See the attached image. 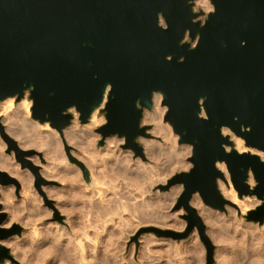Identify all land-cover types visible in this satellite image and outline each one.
<instances>
[{"label":"water","instance_id":"obj_1","mask_svg":"<svg viewBox=\"0 0 264 264\" xmlns=\"http://www.w3.org/2000/svg\"><path fill=\"white\" fill-rule=\"evenodd\" d=\"M211 2L214 9L202 22L195 0H0V101L29 93L32 117L60 133L72 123L70 109L87 123L101 108L102 140L118 135L145 159L138 141L150 127L142 125L144 111L154 109L155 93L163 96L165 120L179 143L192 145L193 166L162 188L183 185L178 207L208 245V264L213 246L190 200L198 192L212 208L231 204L218 187L224 178L218 162L227 165L240 196L264 200V160L238 151L223 133L228 127L264 152V0ZM187 33L197 38L195 46L185 41ZM0 131L25 163L26 151L4 132L1 119ZM0 175L2 182H16ZM248 219L264 223V202ZM5 257L9 250L0 245V261Z\"/></svg>","mask_w":264,"mask_h":264},{"label":"rangeland","instance_id":"obj_2","mask_svg":"<svg viewBox=\"0 0 264 264\" xmlns=\"http://www.w3.org/2000/svg\"><path fill=\"white\" fill-rule=\"evenodd\" d=\"M209 1H210L211 6H212V9L207 10V9L203 8L202 6L197 5L196 0H195V10L203 12L199 16V19L202 20V22L205 21L208 13L210 11H213V9H214L213 3L211 2V0H209ZM161 23L164 26L166 25L163 18L161 19ZM185 41H190V42H192V46H195L197 43V38L195 40H192L190 38L189 34L187 33ZM12 98H15V101L18 102L16 100V97H12ZM24 98H27L32 102V100L29 97V93H27ZM162 99H163V96L161 95V98L159 100L160 102L157 101V104H156V100H154V109L155 110L153 109L150 111V110L146 109L144 111V116L142 119V125H149L150 127L146 130V132L148 133V136H141L138 139V141L143 146L144 154L146 157L145 159L141 158L140 156L135 157L134 152L131 149L124 147V144L126 143L125 139L120 138L118 135L107 137L104 141L102 140L103 139L102 135L98 131V129L103 124L106 123V117H105V113L103 111H101V108L98 109V115L100 117H104L105 121L103 123L97 125V126H93L91 128L92 130L88 126V124L91 123V119L87 123H82L80 121V113L75 108L69 110L73 114V120H72L71 125L68 127H71L72 125H77L81 129L86 128L85 129V131L87 133L86 135H88V133H89L91 136L90 137L88 135L90 138L88 136H84V138H83L84 140L88 138L85 141V143L83 144L86 146V147L85 146L84 147L87 151L86 150L84 151L75 139L72 138V139H69V140H71V141H69L68 139L63 137V135H61V133L56 128L55 129L57 132L56 131L55 132L57 134H55V133L51 134L49 131H42L40 129L39 125L43 124V123H40L39 121L35 120L32 117V110H31L32 103H31L27 118L30 121L32 120L31 124H33L32 127L35 130L33 128H29V129H26L24 132H23V130L18 131L17 130L18 127L16 126L17 125L16 122H15L16 125L13 124L14 126L12 127L11 126L12 124L9 123L11 121L8 120V122H7V120H5L4 115H0L1 123L3 121L2 125L4 127V132L8 136H10L14 140H16L17 144H19L20 142H22L24 145L26 144V146H24V145L22 146V143H20L21 145H18L19 147H21L20 149L26 151V153L23 154L26 162L24 163L23 161H21L18 158V156H20L19 153L14 148L9 146V143L7 142V140L4 138V136L2 135V133L0 131V140L2 142L5 141L3 143L5 145V147L2 148L1 152L4 151L3 155L5 156L7 154L6 156H8L11 160L13 158L12 162H14V161H15L14 163L17 162L16 164L20 165V166L18 165L20 170L23 169V170L27 171V169H28V171H30V173L28 171L27 172L30 175L32 174L31 175L32 181H30L29 179L26 181L25 179H23L20 176L17 177V175H12L13 176L12 177L8 171L0 170L2 172H6L8 175L10 174L9 176L16 180V182H14V181H5V182L0 181V225L3 223H8V222L12 221V223L9 224L8 227H5V228L0 227V233L7 234V237L0 238V245L8 248L9 254H10V257H5L3 261H0V264H6L7 261H9L10 264L11 263L12 264H29V262H31L32 264H42V262H43V264H49V263L50 264H54V263L55 264L56 263L57 264H67V263L69 264L68 261L63 260V259H66L67 257L65 256V258H63V256H64L63 252H59V251H62V249L68 245L69 246L72 244L75 245L76 241L81 236V231H83L84 228H85V230H87V228H89L87 230L89 236H88L87 241H86V246H87L86 248L89 251L91 249V251L87 252L86 258L84 259L83 263H82V261H79L80 262L79 264H81V263L82 264H86V263L87 264H94L95 262H96L95 264H97V263L98 264L99 263L100 264L101 263L102 264H114V263L115 264H119V263L120 264H123V263L124 264H171V263L172 264H208L209 263V247H208V245L202 239L201 233H200V231L196 225L193 228L189 229L190 228L189 220L185 217V215L187 214V211L184 209L183 206L178 207V199H179L181 193L183 192V185L182 184H175L168 189L162 188L163 185L168 184L169 179L172 178L175 174L182 172V171H189L193 166L192 162L190 161V157L192 156L193 147L191 144L179 143V138H180L179 134L175 133L172 124L169 121L165 120V116L168 112V106L162 104ZM163 106H165L166 109L163 113V116L160 120V123H162V125L165 124L164 126H166V124H167V126L170 127L171 130H168V131L170 133L172 131V133H171V135L173 134L172 136L167 133L168 131L165 132V134H163V132H160V134L155 132V128H154L156 126L155 122H146V121L144 122V118H145V115L147 112H157V109L162 108ZM102 107H104V106H102ZM47 123H49V122H47ZM9 124H11V125L9 126ZM5 127H7L6 130H5ZM11 128H13V129H11ZM15 128L17 131L15 130ZM9 130H13L16 133L13 131H9ZM34 131H36L37 134ZM9 132H11L13 135H11V133L9 134ZM93 133L96 136H94ZM155 133H157V134H155ZM14 134L21 136V137L18 138V136L14 135ZM50 134H51V137L53 135L55 136V137L53 136L54 140H50V139H52L50 137ZM162 134H163V136H166L167 134L168 135L166 137H163ZM227 134L230 135V137L232 134L235 135L234 132H231V130L228 133H226L225 135H227ZM27 135H28V137L31 136L30 138L32 140H28V137H26ZM57 135H58V137H57ZM92 136L95 138V140ZM112 137L118 139L119 149H121L120 151L130 152L132 155L133 161H135V160L139 161V163L143 164L144 167L146 166V168H148V166H150L149 170H151V168L153 166L152 170H154V171L151 170L150 178L147 177L146 179H142V178L134 177L136 179L131 180L128 178L129 179L128 181L124 180V182L126 181V183L131 180L132 182L131 181L130 182H131V184H133L132 186H127L125 183L124 192L121 191L127 197L128 201H129L128 203L131 202V204H129V208H130V206H131V208L128 209L130 212L128 210H126V212H128V213H125L123 215L124 219L114 218V220L116 219L115 220L116 223L113 220H110L111 219L110 215H109V217L107 215V218H105L106 216L98 218V216H96L97 215L96 210L94 212L95 208H93V207L91 208V205L94 202L95 203H101L102 202L99 195L96 192H94L98 189L97 187L108 186V185H110V182H112L111 178H114V179L116 178V176H115L116 174H115V170H114L116 165L114 163H112L113 161H110L111 165L109 164L108 166H105V165L99 166L95 169V170H97V172H96L90 166V164L87 162V159L85 158L86 157L85 154H87V155H90V153L95 154L100 150L104 153L105 152L104 148L106 147L109 139H112ZM55 138H58L59 140L58 139L55 140ZM48 139H49V141H48ZM144 139H148L160 147L166 146L165 149L168 148V149H166L167 150L166 154L168 155V152H169V155L167 156L166 154H163L162 152L157 153L155 155L154 154L152 155V153L150 154L148 151L145 150V146H144V142H143ZM168 139H170L172 142L170 140L168 141ZM231 139H232V137H231ZM89 140H90V143H89ZM57 141H58V144H57ZM45 142H48V143H45ZM75 142H77L78 144L77 143L75 144ZM87 143L89 146L87 145ZM159 143H161V144H159ZM40 144H41V146H39ZM90 144H91V146H90ZM169 144H171V145L169 146ZM234 144H235V141H234ZM52 145H54V147ZM103 146H105V147H103ZM23 147H25V149ZM56 147H58V149H56ZM91 147H93L94 150L91 149ZM247 147L250 150L251 149L254 150L253 148H250L249 146H247ZM178 148L179 149L182 148L183 151L178 150ZM47 149H48V151H47ZM172 149L175 151L178 150L177 152L180 153V156L182 154V156H181V157H183L182 162H177L175 159L171 160V157H173V155L176 156L175 151H173ZM230 149H231V147L229 146V150ZM92 150L94 152H91ZM11 151H12V153H11ZM30 151H32V152H30ZM51 151H53V152H51ZM71 151H73V152H71ZM158 151H159V148H158ZM60 152H62V153L60 154ZM84 152H86V153H84ZM58 153L60 155H58ZM74 153L78 156H76ZM62 154H63V156H62ZM161 154H162V157L159 156ZM263 154H264V152H263ZM107 155L108 154H106L105 156H107ZM64 156H65V158H64ZM80 156H82L84 159ZM149 156H151V157H149ZM262 156H264V155H262ZM27 157H30L31 160L27 159ZM154 158H157V159H155V161H154ZM59 159L62 161H60ZM65 159H67V160H65ZM84 160L86 161V163ZM79 162H82V164L87 168V170L89 171V177H86L84 175V171H83L81 165L79 164ZM87 163H88V165H87ZM180 164H181V166H179ZM52 165H54V166H52ZM169 165H170V167H173V168H170ZM182 165H183V167H182ZM165 168L167 169V171ZM169 168L173 169V171H171ZM65 169H66V171H65ZM46 170H48V172ZM63 171H65V172H63ZM91 171L93 172V174L91 173ZM79 172L82 174H80ZM94 172H95V175H94ZM166 172H168L169 174L166 175ZM63 173L64 174L67 173V175H64ZM73 174L74 175L76 174V175L74 176ZM91 174H92V176H91ZM77 175H78V177H77ZM98 176H100L101 178H99ZM96 177H98L100 181L105 182V185L101 186L99 184H95L94 182H95ZM104 177H106V179ZM249 177L254 179L253 181L255 183H253L252 186L250 184V186L252 188H254L255 185L257 184V181L254 177V174L252 172H250ZM3 178L4 177L0 175V179L3 180ZM79 178H81V179L83 178L82 179L83 183H82L81 179L78 181ZM103 178H104V180H103ZM220 179L221 178L218 179V187H219V180ZM249 179H248V182H249ZM25 182L27 185L25 184ZM78 182H80V183H78ZM106 182L108 185H106ZM10 185L13 187V189L11 188ZM71 185H72V187H71ZM75 185H77V186H75ZM180 185L182 187H178ZM24 187L25 188L29 187V188L24 189ZM79 187H80V189H79ZM90 187H91V189H90ZM22 188L26 191L24 192ZM85 188H88V189H85ZM142 188H143V190H142ZM172 188H174V189L180 188L177 195L172 194V192H171V191H173ZM84 189H85V191H84ZM94 189H96V190H94ZM76 190L79 193L76 192ZM81 190H83V191H81ZM144 190L146 193L144 192ZM148 190H149V192H148ZM219 190L222 193L220 187H219ZM110 191H111V193L114 192L112 190H110ZM110 191L108 190L107 192L104 193L107 195L105 198L108 197L110 199L113 197V194L109 193ZM27 192H31V193H27ZM72 192L74 195L72 194ZM75 192L79 194V195L77 194L78 196L76 195V197H75V194H76ZM82 192H84V193H82ZM236 192L238 194V197L241 199H245L246 196H249V197H252L253 200H255V202H253V204H252L253 206L251 205L249 207V209H245L244 213L242 212V210H240L241 208L237 204L234 205V208L236 211L235 210L230 211L231 210L230 204H226L224 210L212 208L211 206L207 205L203 201L202 197L200 196V194L198 192L195 193L192 196V199L190 200V204H191L195 195H199V197L201 199L202 205H195L192 202V206L194 208H196L198 214L202 218V221L205 224L206 235L210 239L211 244L213 246V263L212 264H264V223L260 224L259 221H254V220L248 219L250 212L252 210L256 209L260 204H262L264 202V200L258 198L256 195L240 196L237 190H236ZM89 193L91 194V197H90ZM25 194L26 195L32 194L31 196H33V194H34L35 197H31L30 199L33 198L32 200H34L37 198L38 200L36 199L33 202V201L29 200L30 195L26 196ZM110 194L112 195V197ZM128 194H129V196H128ZM47 195H49L50 197ZM130 195H131V197H130ZM222 195L225 198L223 193H222ZM57 196L59 198H57ZM80 196H82V197H80ZM93 196H95V197H93ZM166 196L167 197L169 196V197L167 198ZM253 196H255V197H253ZM24 199H25V201H23ZM167 199H168V201H167ZM59 200H60V202H59ZM85 200H88V201H85ZM96 200H98V202H96ZM148 200H149V202H148ZM36 201H37V203H35ZM73 202H74V206H73ZM79 202H82V203H79ZM88 202L91 203V205ZM150 202L152 203L151 205H150ZM154 202L157 204H155ZM66 204L67 205L69 204L70 206L69 205L67 206ZM85 205H87V206H85ZM31 206H32V208H31ZM34 206H37V207H34ZM79 206H80V208H82L81 210H83L84 212L79 211V213H78V209H76V208ZM135 206H136V210L134 212H132V210L135 208ZM140 206H141V208H140ZM84 207L88 208V209H83ZM147 207H149V208H147ZM202 207L205 209H208V211L207 210H205L206 212L203 211L204 209L202 210ZM227 207L229 208V210ZM209 208H210V210H209ZM41 209L43 211L46 209L47 212H48V210H50L49 211L50 213L48 212L49 213L48 214L46 211H44L46 213V216H44L45 213L44 214L41 213V212H43ZM212 209H213V211H212ZM86 211H87V213H86ZM90 211L92 213H90ZM135 212H136V214H135ZM207 212L208 213L211 212L212 216H215L214 217L215 219L211 216L212 218H210V220H209L208 218L210 216H209V214H207ZM14 213L16 214V217H15ZM39 213L41 214V216ZM129 213H130V215H129ZM205 213L208 216L206 220H205V218H206ZM73 214H75V215H73ZM83 214L86 215V218L84 217ZM131 214L133 217L131 216ZM82 216L84 217L83 219H82ZM125 216H126V218H125ZM128 216H130L129 218H131V217L134 218V220L132 218L131 219L127 218ZM27 217H29L28 220H26ZM94 217H95V219H93ZM166 217H167V219H166ZM79 219H80V221H79ZM82 220L85 222H83ZM95 220H97V222ZM126 220H129V221H126ZM92 221H93V223H92ZM107 221H109V222H107ZM123 221H125L126 223H124ZM206 221H208V222H206ZM118 222L120 223V225L118 224ZM122 222L124 223V226H126L125 228H124ZM174 222L175 223L177 222V223L173 225ZM79 223H82V225L81 224L79 225ZM84 223H86V224H84ZM97 223H99V224H97ZM111 224H112V227H111ZM115 224H118V225L115 226ZM59 225H62V226H59ZM85 225H86V227H85ZM41 226L48 233L46 231H44L41 228ZM78 226L79 227L82 226V227H80V230H79ZM105 226H106V228L107 227L108 228L106 229ZM39 227H40V229H39ZM62 227H63V229H62ZM91 227H93V228H91ZM28 228H29V230H28ZM64 228L66 231L64 230ZM67 228H69V229H67ZM111 228H112V230H111ZM119 228H121V229H119ZM122 228L125 230H123ZM126 229H127V232H126ZM93 230L96 233L93 232ZM113 230H114V232H116V230H118L115 233V235H114ZM35 231L37 233H35ZM49 231H50V233H49ZM109 231H111V233ZM121 231H122V233L120 234ZM168 231L174 232V234L168 233ZM28 233H30V234H28ZM26 234H27V237H25ZM33 234H35V236L36 235L37 236L41 235V236H39L40 238L37 236L33 237L34 236ZM44 234L46 235V238H45ZM49 235H51V236H49ZM90 235H93V236H90ZM117 235H119V236H117ZM128 235H129V237H127ZM53 236H55V237H53ZM58 236L60 239L58 238ZM66 236H68V239H70V240H67ZM42 237H44L46 240L43 239ZM62 237H63V239H62ZM30 238H33L35 240H33V239L30 240ZM14 239H16V240H14ZM51 239H53L54 241ZM40 240H41V242H40ZM90 240H93V242ZM12 241L15 244V246H14V244H12ZM28 241H29V243H32V244H29ZM51 241H53V243L55 242L56 246H54V244H52ZM69 241H70V244H68ZM71 241H72V243H71ZM96 241H97V243H96ZM24 242H25V244H23ZM111 242H113L116 246ZM7 243L11 244V246L7 245ZM49 243H51L52 245ZM120 244L122 247L120 246ZM22 245H24V247ZM25 245L28 247H26ZM36 245H37V247H36ZM58 245H60V246H58ZM102 245H103V247H102ZM16 246L20 247V248L18 247V249L21 250V252L18 251ZM21 246H22V248H21ZM31 246L33 249L30 248ZM53 246L55 247V249L53 248ZM11 247H12V249H11ZM35 247L37 249L40 247L46 248V251H45V249H43V252H42V248L36 250ZM117 247H119V248H117ZM132 248H134V249H132ZM29 249H31L35 252H37V251L38 252L34 254V252L32 251V253H31V250H29ZM48 249L53 250V252L55 254L58 253V254H56L57 256L54 253H52V251H49ZM58 249H59V251H58ZM40 250L42 253L40 252ZM76 250L78 252H80V249L78 250V248H77ZM92 250H94V251H92ZM190 250H191V252H190ZM218 250H220V252ZM29 251H30V253H29ZM77 251H75V255L79 256V253H76ZM48 252L49 253L51 252L50 253L51 255H49ZM72 253H74L73 250H72ZM52 254H54V255H52ZM220 254H222V255H220ZM59 255L60 256L62 255V257H60ZM223 255H224V257L221 258V256H223ZM227 255H228V257H227ZM16 256H18V257H16ZM54 256H55V258H54ZM38 257H39V259H38ZM60 258H62V259H60ZM223 258H224V260H222ZM225 258H227V259H225ZM231 258H232V260H231ZM35 260H36V262H35Z\"/></svg>","mask_w":264,"mask_h":264},{"label":"bare ground","instance_id":"obj_3","mask_svg":"<svg viewBox=\"0 0 264 264\" xmlns=\"http://www.w3.org/2000/svg\"><path fill=\"white\" fill-rule=\"evenodd\" d=\"M196 4L197 5H199V6H202L203 8H205V9H207V10H210V9H212V6H211V4H210V1L209 0H196ZM214 6V5H213ZM160 98H161V95H160V93H155L154 94V100H156V104H157V101H159L160 100ZM160 102V101H159ZM31 101L29 100V99H27V98H22V100H20V101H18V102H16L15 101V98H12V97H8V98H6V99H4V100H2V101H0V115H4V117H5V120H7V122H8V120L9 121H11V122H9V123H11V124H9V126L11 125L12 127L14 126V125H16L17 127H18V131H22L23 130V132L26 130V129H29V128H33L32 126H33V124H31V121L30 120H28V113H29V110H30V106H31ZM157 106V105H156ZM158 107V106H157ZM156 107V108H157ZM73 109V108H72ZM165 109H166V107L165 106H163L162 108H159V109H157V112H147L146 113V115H145V118H144V122L146 121V122H155L156 123V126L154 127L155 128V132H157L158 134H160V132H163V134H165V132H167L168 130H171L170 129V127L169 126H167V124H166V126H164V125H162V123H160V120H161V118H162V116H163V113H164V111H165ZM155 110V109H154ZM75 113V112H74ZM77 114V113H76ZM205 114V113H204ZM75 115V114H74ZM75 120V119H74ZM34 121V120H33ZM76 121V120H75ZM105 121V118L104 117H100L99 115H98V109H96L94 112H93V114H92V116H91V123H89L88 124V126H89V128L91 129L93 126H97V125H99V124H101V123H103ZM15 122H16V124H15ZM36 122V121H35ZM2 123H3V121H2ZM38 123V122H37ZM14 124V125H13ZM8 125V124H7ZM6 125V126H7ZM87 125V124H86ZM85 125V126H86ZM84 126V127H85ZM39 127H40V129L42 130V131H49L51 134H53V133H55V134H57L56 132V129L54 128V127H51L50 126V124L49 123H43V124H40L39 125ZM83 127V126H82ZM10 128V127H9ZM36 128V127H35ZM38 128V127H37ZM88 128V127H87ZM7 129V127H5V130ZM11 129H13V128H11ZM34 129V128H33ZM39 129V128H38ZM86 129V128H85ZM85 129H81L79 126H77V125H72L71 127H67V128H65L64 130H63V132L61 133V135H63V137H65L66 139H75L78 143H79V145L81 146V148L85 151L86 149H85V145H83L84 143H85V141L88 139H83L84 138V136H90V134L88 133V135H86L87 133H86V131H85ZM15 130H16V128H15ZM16 130V131H17ZM35 130V129H34ZM37 130V129H36ZM89 130V129H88ZM92 130V129H91ZM8 131V130H7ZM9 131H13V130H9ZM56 131V132H55ZM90 131V130H89ZM230 131V129L228 128V127H224L223 128V133L224 134H226V133H228ZM13 132H15V131H13ZM27 132V131H26ZM32 132V131H31ZM34 132H36V131H34ZM92 132V131H91ZM232 132V131H231ZM11 132H9V134H10ZM16 133V132H15ZM39 133V132H38ZM41 133V132H40ZM157 133H155V134H157ZM168 134H170L171 135V133H172V131H171V133L168 131L167 132ZM36 134H37V132H36ZM51 134H50V137H51ZM94 134V133H93ZM163 134H162V136H163ZM167 134V135H168ZM11 135H13L12 133H11ZM14 135H16V134H14ZM22 135V134H21ZM26 135V134H25ZM42 135V134H41ZM48 135V134H47ZM166 135V136H167ZM173 135V134H172ZM171 135V136H172ZM16 136H18V135H16ZM46 136V135H45ZM54 136V135H53ZM51 137L52 139H50V140H54L53 138L55 137ZM88 136V137H89ZM94 136H96L95 134H94ZM166 136H163V137H166ZM21 136H18V138H20ZM24 137V136H23ZM26 137H28V135L26 136ZM31 137V136H30ZM30 137H28V140H32ZM40 137V136H39ZM44 137V136H43ZM57 137H58V135H57ZM91 137V136H90ZM89 137V138H90ZM93 137V136H92ZM231 137H232V139L235 141V148L238 150V151H240V152H245V151H250V152H252V153H257V154H259V155H264L263 154V151H261V150H258V149H255V148H253L254 150H250L248 147H247V145H246V143H245V140L242 138V137H240V136H237V135H231ZM30 138V139H29ZM86 138V137H85ZM94 138V137H93ZM23 139V138H22ZM21 139V140H22ZM56 139H58V138H55V140ZM166 139V138H165ZM173 139V138H172ZM37 140V139H36ZM59 140V139H58ZM93 140V139H92ZM94 140H95V138H94ZM170 139H168V141H169ZM27 141V140H26ZM48 141H49V139H48ZM69 141H71V140H69ZM74 141V140H73ZM72 141V142H73ZM122 141V140H121ZM167 141V140H166ZM171 141V140H170ZM5 142V141H4ZM4 142H2L1 140H0V170H3V171H8L10 174H11V176L12 175H17V177L18 176H20V177H22L23 179H25L26 181L29 179L30 181H32L31 180V178H32V174L30 175L29 173H30V171H28V169H27V171L29 172H27V171H25V170H20L19 169V167H18V165L19 164H16V163H14V162H12L13 161V158H12V160L8 157V156H4L3 155V153H4V151H2L1 152V150H2V148H4L5 147V145L3 144ZM33 142V141H32ZM77 142H75V144L77 143ZM88 142V141H87ZM143 142H144V146H145V150L146 151H148L150 154L152 153V155L154 154H157V153H160V152H162L163 154H166V152H167V150L166 149H168V148H166L165 149V147L166 146H157L154 142H152V141H150V140H148V139H144L143 140ZM172 142V141H171ZM20 143H22V142H20ZM18 144V145H21V144ZM27 143V142H26ZM30 143V142H29ZM45 143H48V142H45ZM51 143V142H50ZM74 143V142H73ZM77 143V144H78ZM89 143H90V140H89ZM93 143V142H92ZM91 143V144H92ZM167 143V142H166ZM57 144H58V141H57ZM61 144V143H60ZM91 144H90V146H91ZM159 144H161V143H159ZM24 144L22 143V146H23ZM31 145V144H30ZM51 145V144H50ZM78 145V146H79ZM87 145H88V143H87ZM167 145V144H166ZM171 144H169V146H170ZM24 146H26V144L24 145ZM28 146V145H27ZM39 146H41V144L39 145ZM45 146V145H44ZM53 147H54V145H52ZM56 146V145H55ZM59 146V145H58ZM85 146V147H84ZM89 146V145H88ZM87 146V147H88ZM168 146V147H169ZM179 146V145H178ZM47 147V146H46ZM52 147V148H53ZM60 147V146H59ZM103 147H105V146H103ZM21 148V147H20ZM24 149H25V147H23ZM28 148V147H27ZM99 148V147H98ZM158 148H159V151H158ZM170 148V147H169ZM173 148V147H172ZM226 148L229 150V146H226ZM251 148V147H250ZM54 149V148H53ZM56 149H58V147H56ZM55 149V150H56ZM80 149V148H79ZM89 149V148H88ZM91 149H93V147H91ZM101 149V148H100ZM105 149V152L103 153L101 150L100 151H98L97 153H93V154H91L90 152V155H87V154H85L86 155V159H87V162L90 164V166L94 169V171H96L97 172V170H95L97 167H99V166H102V165H105V166H108L109 164H110V161H113L112 163H114L116 166H115V168H114V170H115V176H116V178L114 179V178H111V181L112 182H110V185H108L107 184V182H106V185H108V186H105V187H103L102 185H105V182H102V181H100L99 180V178H101L100 176H98V177H96L95 178V184H99V185H101L102 187H97L98 189L96 190V189H94V190H96V191H94V192H96L98 195H99V197L101 198V203H93L92 205H91V203H89L90 205H91V208L93 207V208H95L94 209V212H95V210H96V216H98V218L99 217H105V218H107V215H108V217H109V215H110V220H113L115 223H116V219H124V214L125 213H128V212H126V210H128V209H130L131 208V206H130V208H129V204H131V202L130 203H128L129 201H128V199H127V197L124 195V188H125V183H126V181H128L129 179H136V178H134V177H137V178H142V179H146L147 177L148 178H150V176H151V170H152V168H153V166H152V168H151V170H149V167L150 166H148V168H146V166L144 167L143 166V164H141V163H139V161H133L132 160V155H131V153L130 152H124V151H120L121 149H119V141H118V139L117 138H113L112 137V139H109V141H108V143H107V145H106V147L104 148ZM161 149V150H160ZM4 150V149H3ZM54 150V151H55ZM94 150V149H93ZM91 151V152H94V151ZM171 150V149H170ZM173 150V149H172ZM177 150V149H176ZM178 150H181V151H183V149L182 148H178ZM177 150V151H178ZM47 151H48V149H47ZM57 151V150H56ZM78 151V150H77ZM87 151V150H86ZM173 151H175V150H173ZM177 151H175V154H176V156H174L173 155V157H171V160H173V159H175L177 162H182L183 160H182V158L183 157H181L182 156V154H181V156H180V153H178ZM14 152V151H13ZM51 152H53V151H51ZM71 152H73V151H71ZM81 152V151H80ZM11 153H12V151H11ZM48 153V152H47ZM46 153V154H47ZM62 152H60V154H61ZM82 153V152H81ZM84 153H86V152H84ZM59 153H58V155H60ZM75 154V153H74ZM106 154H108L107 156H105ZM173 154V153H172ZM12 155V154H11ZM76 155V154H75ZM82 155V154H81ZM84 155V156H85ZM167 155V154H166ZM168 155H169V152H168ZM167 155V156H168ZM46 156V155H45ZM62 156H63V154H62ZM76 156H78V155H76ZM158 156V155H157ZM159 156H161L162 157V154L161 155H159ZM171 156V155H170ZM169 156V157H170ZM11 157V156H10ZM80 157H82V156H80ZM149 157H151V156H149ZM168 157V158H169ZM49 158V157H48ZM60 158V157H59ZM63 158V157H62ZM64 158H65V156H64ZM83 158V157H82ZM263 160H264V156H262L261 157ZM27 159H29V160H31V158L30 157H27ZM80 159V158H79ZM84 159V158H83ZM153 159V158H152ZM155 159H157V158H154V161H155ZM60 160V159H59ZM65 160H67V159H65ZM138 160V159H137ZM60 161H62V160H60ZM85 161V160H84ZM85 163H86V161H85ZM88 163H87V165H88ZM54 164V163H53ZM183 164V163H182ZM111 165V164H110ZM20 166V165H19ZM52 166H54V165H52ZM51 166V167H52ZM104 166V167H105ZM114 166V165H113ZM176 166V165H175ZM179 166H181V164L179 165ZM217 166L223 171V173H224V178H221L220 180H219V187H220V189H221V191H222V193L224 194V196H225V198L227 199V200H229L230 202H231V204H230V211H233V210H235V208H234V205H238V206H240V210H242V212L244 213L245 211V209H249V207L253 204V202H255V200H253L252 199V197H249V196H246V198L245 199H241V198H239L238 197V194H237V192H236V188H234V184H232L233 182H232V180L230 179L231 178V176H230V174H229V171H228V168H227V165L224 163V162H218V164H217ZM57 167V166H56ZM55 167V168H56ZM169 167H170V165H169ZM182 167H183V165H182ZM158 168V167H157ZM170 168H173V167H170ZM169 168V169H170ZM26 169V168H25ZM107 169V168H106ZM166 169V168H165ZM175 169V168H174ZM45 170V169H44ZM53 170V169H52ZM51 170V171H52ZM64 170V169H63ZM158 170V169H157ZM171 171H173V169H170ZM47 172H48V170H46ZM65 171H66V169H65ZM65 171H63V172H65ZM78 171V170H77ZM152 171H154V170H152ZM160 171V170H159ZM166 171H167V169H166ZM61 172V171H60ZM68 172V171H67ZM170 172V171H169ZM58 173V172H57ZM62 173V172H61ZM80 173V172H79ZM91 173L93 174V172L91 171ZM9 174V175H10ZM64 174V173H63ZM77 174V173H76ZM75 174V175H76ZM80 174H82V173H80ZM79 174V175H80ZM92 174H91V176H92ZM169 173L168 172H166V175H168ZM64 175H67V173L66 174H64ZM69 175V174H68ZM72 175V174H71ZM70 175V176H71ZM74 175V174H73ZM74 175V176H75ZM94 175H95V172H94ZM93 175V176H94ZM48 176V175H47ZM69 176V177H70ZM81 176V175H80ZM97 176V175H96ZM102 176V175H101ZM13 177V176H12ZM72 177V176H71ZM77 177H78V175H77ZM82 177V176H81ZM131 177V178H130ZM73 178V177H72ZM75 178V177H74ZM93 178V177H92ZM105 179H106V177H104ZM104 178H103V180H104ZM129 178V179H128ZM250 179H249V184H251V186H252V184L253 183H255L253 180L254 179H252L251 177H249ZM47 179V178H46ZM49 179V178H48ZM70 179V178H69ZM77 179V178H76ZM81 178H79L78 179V181L80 180ZM83 179V178H82ZM81 179V180H82ZM75 180V179H74ZM94 180V179H93ZM124 180H126L125 182H124ZM130 180V181H131ZM23 181V180H22ZM129 181V182H130ZM129 182H127L126 183V185L127 186H132L133 184H131V182L129 183ZM148 182V181H147ZM151 182V181H150ZM153 182V181H152ZM78 183H80V182H78ZM82 183H83V180H82ZM81 183V184H82ZM142 183V182H141ZM25 184H26V182H25ZM30 184V183H29ZM94 184V185H95ZM144 184V183H143ZM146 184V183H145ZM148 184V183H147ZM150 184V183H149ZM152 184V183H151ZM14 185V184H13ZM27 185V184H26ZM74 185V184H73ZM78 185V184H77ZM77 185H75V186H77ZM80 185V184H79ZM11 186V185H10ZM15 186V185H14ZM25 186V185H24ZM70 186V185H69ZM97 186V185H96ZM148 186V185H147ZM26 187V186H25ZM24 187V189H27V188H29V187H27V188H25ZM71 187H72V185H71ZM81 187V186H80ZM80 187H79V189H80ZM144 187V186H143ZM150 187V186H149ZM178 187H182L181 185L180 186H178ZM177 187V188H178ZM11 188L13 189V187L11 186ZM47 188V187H46ZM69 188V187H68ZM84 188V187H83ZM134 188V187H133ZM23 189V188H22ZM23 189V191L25 192L26 190H24ZM49 189V188H48ZM51 189V188H50ZM76 189V188H75ZM82 189V188H81ZM85 189H88V188H85ZM85 189H84V191H85ZM90 189H91V187H90ZM93 189V188H92ZM129 189V188H128ZM180 189V188H179ZM179 189H174V188H172V190L173 191H171L172 192V194L174 195V194H178V192H179ZM78 190V189H77ZM76 190V192H78ZM110 191V190H112V191H114L113 193H111V191L109 192V193H111V194H113V197H112V195H111V197L112 198H105L107 195L106 194H104L105 192H107V191ZM142 190H143V188H142ZM141 190V191H142ZM81 191H83V190H81ZM91 191V190H90ZM121 191H123V192H121ZM32 192V191H31ZM31 192H27V193H31ZM75 192V193H76ZM88 192V191H87ZM93 192V191H92ZM138 192V191H137ZM144 192H145V190H144ZM148 192H149V190H148ZM170 192V193H171ZM33 193V192H32ZM36 193V192H35ZM34 193V194H35ZM79 193V192H78ZM78 193H76L75 194V197H76V195L78 194ZM82 193H84V192H82ZM81 193V194H82ZM108 193V194H109ZM135 193V192H134ZM146 193V192H145ZM34 194H33V196H31L30 194H27L28 196L30 195V197H29V200H31V201H33L34 202V200H36V199H34V200H32V199H30L31 197H35L34 196ZM59 194V193H58ZM72 194H73V192H72ZM86 194V193H85ZM90 194V193H89ZM93 194V193H92ZM26 195V194H25ZM26 195V196H27ZM74 195V194H73ZM79 195V194H78ZM77 195V196H78ZM87 195V194H86ZM134 195V194H133ZM132 195V196H133ZM255 195V194H254ZM47 196H49V195H47ZM59 196V195H58ZM57 196V198H59ZM109 196V195H108ZM128 196H129V194H128ZM140 196V195H139ZM143 196V195H142ZM172 196V195H171ZM170 196V197H171ZM50 197V196H49ZM80 197H82V196H80ZM90 197H91V194H90ZM93 197H95V196H93ZM130 197H131V195H130ZM167 197V196H166ZM169 197V196H168ZM167 197V198H168ZM175 197V196H174ZM253 197H255V196H253ZM84 198V197H83ZM87 198V197H86ZM85 198V199H86ZM145 198V197H144ZM150 198V197H149ZM163 198V197H162ZM93 199V198H92ZM132 199V198H131ZM134 199V198H133ZM161 199V198H160ZM170 199V198H169ZM38 200V199H37ZM91 200V199H90ZM95 200V199H94ZM100 200V199H99ZM150 200V199H149ZM149 200H148V202H149ZM164 200V199H163ZM23 201H25V199L23 200ZM30 201V202H31ZM68 201V200H67ZM85 201H88V200H85ZM134 201V200H133ZM146 201V200H145ZM167 201H168V199H167ZM261 201V200H260ZM9 202V201H8ZM59 202H60V200H59ZM62 202V201H61ZM71 202V201H70ZM96 202H98V200H96ZM135 202V201H134ZM172 202V201H171ZM195 205H202L201 204V199H200V197H199V195H195L194 196V198H193V201H192ZM192 202H191V205H192ZM259 202V201H258ZM257 202V203H258ZM11 203V202H10ZM35 203H37V201L35 202ZM63 203V202H62ZM79 203H82V202H79ZM145 203V202H144ZM155 203V202H154ZM170 203V202H169ZM32 204V203H31ZM86 204V203H85ZM152 203L150 202V205H151ZM155 204H157V203H155ZM159 204V203H158ZM161 204V203H160ZM259 204V203H258ZM9 205V204H8ZM67 205V204H66ZM69 205V204H68ZM67 205V206H68ZM77 205V204H76ZM82 205V204H81ZM84 205V204H83ZM33 206V205H32ZM32 206H31V208H32ZM39 206V205H38ZM59 206V205H58ZM61 206V205H60ZM70 206V205H69ZM73 206H74V202H73ZM72 206V207H73ZM85 206H87V205H85ZM253 206V205H252ZM14 207V206H13ZM34 207H37V206H34ZM33 207V208H34ZM83 207V206H82ZM90 207V206H89ZM196 207V206H195ZM199 207V206H198ZM206 207V206H205ZM30 208V209H31ZM71 208V207H70ZM74 208V207H73ZM139 208V207H138ZM137 208V209H138ZM140 208H141V206H140ZM147 208H149V207H147ZM228 208V207H227ZM14 209V208H13ZM75 209V208H74ZM76 209H78V213H79V211H82V212H84L83 210H81L82 208H80V206L79 207H77ZM80 209V210H79ZM83 209H88V208H83ZM204 209V210H203ZM42 210V209H41ZM63 210V209H62ZM71 210V209H70ZM136 210V206H135V208L132 210V212H134ZM141 210V209H140ZM202 210L203 211H205V210H207L208 211V209H205V208H203L202 207ZM209 210H210V208H209ZM228 210H229V208H228ZM43 211V210H42ZM44 211H46V209L44 210ZM41 212V213H45V212ZM50 210H48V212H49ZM74 211V210H73ZM129 211V210H128ZM212 211H213V209H212ZM236 211V210H235ZM47 212V211H46ZM47 212V213H48ZM63 212V211H62ZM65 212V211H64ZM81 212V213H82ZM93 212V213H94ZM130 212V211H129ZM131 212V213H132ZM206 212V211H205ZM50 213V212H49ZM48 213V214H49ZM69 213V212H68ZM86 213H87V211H86ZM90 213H92L91 211H90ZM138 213V212H137ZM200 213V212H199ZM202 213V212H201ZM204 213V212H203ZM234 213V212H233ZM236 213V212H235ZM15 214V213H14ZM40 214V213H39ZM38 214V215H39ZM134 214V213H133ZM135 214H136V212H135ZM207 214H209V220H210V218H214L215 216H212V213L211 212H207ZM73 215H75V214H73ZM78 215V214H77ZM84 215V214H83ZM89 215V214H88ZM91 215V214H90ZM94 215V216H95ZM129 215H130V213H129ZM156 215V214H155ZM205 215H206V213H205ZM28 216V215H27ZM40 216H41V214H40ZM44 216H46V213H45V215ZM79 216V215H78ZM131 216H132V214H131ZM138 216V215H137ZM212 216V217H211ZM219 216V215H218ZM222 216V215H221ZM233 216V215H232ZM235 216V215H234ZM15 217H16V214H15ZM32 217V216H31ZM84 217L86 218V215H84ZM83 216H82V219L84 218ZM88 217V216H87ZM130 216H128L127 218H129ZM133 217V216H132ZM131 217V218H132ZM135 217V216H134ZM140 217V216H139ZM156 217V216H155ZM204 217V216H203ZM207 215H206V218H205V220L207 219ZM75 218V217H74ZM90 218V217H89ZM114 218H116L115 220H114ZM125 218H126V216H125ZM131 218H129V219H131ZM136 218V217H135ZM236 218V217H235ZM29 219V217H27V219L26 220H28ZM32 219V218H31ZM34 219V218H33ZM88 219V218H87ZM86 219V220H87ZM93 219H95V217L93 218ZM133 220H134V218H132ZM166 219H167V217H166ZM215 219V218H214ZM213 219V220H214ZM220 219V218H219ZM77 220V219H76ZM99 220V219H98ZM106 220V219H105ZM163 220V219H162ZM34 221V220H33ZM32 221V222H33ZM36 221V220H35ZM79 221H80V219H79ZM83 221V220H82ZM96 222H97V220H95ZM122 221V220H121ZM126 221H129V220H126ZM156 221V220H155ZM160 221V220H159ZM7 222V221H6ZM83 222H85V221H83ZM87 222V221H86ZM107 222H109V221H107ZM106 222V223H107ZM111 222V221H110ZM124 223H126L125 221H123ZM122 222V224H123V226H124V223ZM158 222V221H157ZM206 222H208V221H206ZM218 222V221H217ZM12 223V221L11 222H8V223H3V224H1L0 225V227L1 228H5V227H8L9 226V224H11ZM91 223V222H90ZM92 223H93V221H92ZM103 223V222H102ZM105 223V222H104ZM163 223V222H162ZM177 223V222H176ZM175 222L173 223V225L174 224H176ZM82 225V223H79V225ZM84 224H86V223H84ZM83 224V225H84ZM97 224H99V223H97ZM118 224L120 225V223L118 222ZM118 224H115V226L116 225H118ZM209 224V223H208ZM213 224V223H212ZM56 225V224H55ZM106 225V224H105ZM127 225V224H126ZM167 225V224H166ZM172 225V226H173ZM211 225V224H210ZM209 225V226H210ZM49 226V225H48ZM54 226V225H53ZM59 226H62V225H59ZM88 226V225H87ZM107 226V225H106ZM106 226H105V228H106ZM177 226V225H176ZM57 227V226H56ZM64 227V226H63ZM63 227H62V229H63ZM79 227V226H78ZM80 227H82V226H80ZM80 227H79V230H80ZM85 227H86V225H85ZM89 227V226H88ZM101 227V226H100ZM103 227V226H102ZM111 227H112V224H111ZM114 227V226H113ZM119 227V226H118ZM117 227V228H118ZM126 226H124V228H125ZM30 228V227H29ZM29 228H28V230H29ZM41 228H42V226H41ZM91 228H93V227H91ZM108 228V227H107ZM106 228V229H107ZM116 228V227H115ZM114 228V229H115ZM34 229V228H33ZM39 229H40V227H39ZM43 229V228H42ZM61 229V230H62ZM67 229H69V228H67ZM89 228H87V230H88ZM110 229V228H109ZM119 229H121V228H119ZM123 229V228H122ZM27 230V231H28ZM36 230V229H35ZM44 230V229H43ZM60 230V229H59ZM64 230H65V228H64ZM87 230H85V228H84V230L83 231H81V236H80V238L76 241V244L74 245V244H72V245H68V246H66L65 248H63L62 249V251H59V249H58V251L59 252H63V258H65V256L68 258H66V259H63V260H66V261H68L69 262V264H79L80 262L79 261H82V263H83V261H84V259L86 258V254H87V252H90L91 251V249H90V251L89 250H87V246H86V241H87V238H88V236H89V234H88V231ZM96 230V229H95ZM111 230H112V228H111ZM123 230H125V229H123ZM32 231V230H31ZM30 231V232H31ZM41 231V230H40ZM39 231V232H40ZM44 231H46V230H44ZM43 231V232H44ZM66 231V230H65ZM107 231V230H106ZM118 230H116V232H117ZM42 232V231H41ZM47 232V231H46ZM64 232V231H63ZM77 232V231H76ZM93 232H95L94 230H93ZM98 232V231H97ZM108 232V231H107ZM110 233H111V231H109ZM113 232H114V230H113ZM116 232H114V235H115V233ZM126 232H127V229H126ZM35 233H37L36 231H35ZM48 233V232H47ZM46 233V234H47ZM49 233H50V231H49ZM52 233V232H51ZM80 233V232H79ZM96 233V232H95ZM122 233V231L120 232V234ZM28 234H30V233H28ZM43 234V233H42ZM92 234V233H91ZM119 234V233H118ZM119 234V235H120ZM34 235V236H33ZM32 236L33 237H36L35 236V234H33ZM45 235V234H44ZM48 235V234H47ZM54 235V234H53ZM68 235V234H67ZM107 235V234H106ZM112 235V234H111ZM119 235H117V236H119ZM123 235V234H122ZM31 236V237H32ZM39 236H41V235H39ZM39 236H37V237H39ZM49 236H51V235H49ZM90 236H93V235H90ZM116 236V237H117ZM25 237H27V234H26V236ZM53 237H55V236H53ZM67 237V240H70V239H68V236H66ZM122 237V236H121ZM125 237V236H124ZM127 237H129V235L127 236ZM15 238V237H14ZM17 238V237H16ZM40 238V237H39ZM43 239H45L46 238V235H45V238L44 237H42ZM58 238H59V236H58ZM114 238V237H113ZM123 238V237H122ZM196 238V237H195ZM18 239V238H17ZM26 239V238H25ZM33 238H30V240H32ZM60 239V238H59ZM62 239H63V237H62ZM197 239V238H196ZM14 240H16V239H14ZM23 240V239H22ZM33 240H35V239H33ZM46 240V239H45ZM51 240H53V239H51ZM66 240V239H65ZM73 240V239H72ZM124 240V239H123ZM127 240V239H126ZM2 241V240H1ZM7 241V240H6ZM24 241V240H23ZM50 241V240H49ZM48 241V242H49ZM54 241V240H53ZM53 241H51L52 242V244H54V246H56V244H55V242L53 243ZM90 241H92L93 242V240H90ZM95 241V240H94ZM40 242H41V240H40ZM100 242V241H99ZM193 242V241H192ZM18 243V242H17ZM16 243V244H17ZM20 243V242H19ZM28 243H29V241H28ZM27 243V244H28ZM37 243V242H36ZM71 243H72V241H71ZM75 243V242H74ZM96 243H97V241H96ZM111 243H113V242H111ZM170 243V242H169ZM12 244H14L13 243V241H12ZM23 244H25V242L23 243ZM29 244H32V243H29ZM28 244V245H29ZM34 244V243H33ZM49 244H51V243H49ZM51 244V245H52ZM66 244V243H65ZM68 244H70V241H69V243ZM94 244V243H93ZM114 244V243H113ZM117 244V243H116ZM172 244V243H171ZM175 244V243H174ZM173 244V245H174ZM195 244V243H194ZM197 244V243H196ZM230 244V243H229ZM7 245H10L11 246V244H8L7 243ZM74 245V246H73ZM92 245V244H91ZM99 245V244H98ZM115 245V244H114ZM14 246H15V244H14ZM23 247H24V245H22ZM22 246H21V248H22ZM26 246V245H25ZM30 246V245H29ZM41 246V245H40ZM43 246V245H42ZM53 246V248L55 249V247ZM58 246H60V245H58ZM62 246V245H61ZM94 246V245H93ZM97 246V245H96ZM95 246V247H96ZM116 246V245H115ZM118 246V245H117ZM120 246H121V244H120ZM124 246V245H123ZM224 246V245H223ZM17 247V249H18V247L19 246H16ZM15 247V248H16ZM26 247H28V246H26ZM25 247V248H26ZM36 247H37V245H36ZM35 247V248H36ZM99 247V246H98ZM102 247H103V245H102ZM122 247V246H121ZM125 247V246H124ZM237 247V246H236ZM20 248V247H19ZM24 248V249H25ZM31 249H33L32 248V246L30 247ZM40 248H42V247H40ZM40 248H38V249H40ZM58 248V247H57ZM61 248V247H60ZM78 248V250L80 249V252H78L76 249ZM93 248V247H92ZM117 248H119V247H117ZM116 248V249H117ZM178 248V247H177ZM181 248V247H180ZM183 248V247H182ZM223 248V247H222ZM11 249H12V247H11ZM31 249H29V250H31ZM37 248H36V250H38ZM43 249H45V251H46V248H42V252H43ZM96 249V248H95ZM100 249V248H99ZM132 249H134V248H132ZM194 249V248H193ZM26 250V249H25ZM35 250V249H34ZM49 250V249H48ZM47 250V251H48ZM61 250V249H60ZM72 250L74 251V253H72ZM130 250V249H129ZM199 250V249H198ZM228 250V249H227ZM18 251H20L21 252V250H19L18 249ZM23 251V250H22ZM27 251V250H26ZM32 251L33 250H31V253H32ZM44 251V252H45ZM49 251H52V253H54L53 252V250H49ZM55 251V250H54ZM75 251H77L76 253H79V256H76L75 255ZM92 251H94V250H92ZM120 251V250H119ZM195 251V250H194ZM219 252H220V250H218ZM34 252V254L35 253H37V252H35V251H33ZM40 252H41V250H40ZM41 252V253H42ZM103 252V251H102ZM190 252H191V250H190ZM29 253H30V251H29ZM49 253V252H48ZM51 253V252H50ZM49 253V255H51ZM40 254V253H39ZM55 254V253H54ZM54 254H52V255H54ZM56 254H58V253H56ZM55 254V255H56ZM61 254V253H60ZM98 254V253H97ZM109 254V253H108ZM29 255V254H28ZM44 255V254H43ZM47 255V254H46ZM110 255V254H109ZM220 255H222V254H220ZM226 255V254H225ZM33 256V255H32ZM48 256V255H47ZM57 256V255H56ZM60 256V255H59ZM58 256V257H59ZM96 256V255H95ZM101 256V255H100ZM113 256V255H112ZM16 257H18V256H16ZM34 257V256H33ZM45 257V256H44ZM60 257H62V255L60 256ZM222 257H224V255L223 256H221V258ZM227 257H228V255H227ZM41 258V257H40ZM54 258H55V256H54ZM115 258V257H114ZM113 258V259H114ZM20 259V258H19ZM38 259H39V257H38ZM45 259V258H44ZM53 259V258H52ZM58 259V258H57ZM60 259H62V258H60ZM89 259V258H88ZM91 259V258H90ZM111 259V258H110ZM116 259V258H115ZM225 259H227V258H225ZM70 260V261H69ZM222 260H224V258L222 259ZM221 260V261H222ZM231 260H232V258H231ZM29 261V260H28ZM48 261V260H47ZM102 261V260H101ZM114 261V260H113ZM229 261V260H228ZM253 261V260H252ZM26 262V261H25ZM35 262H36V260H35ZM34 262V263H35ZM87 262V261H86ZM92 262V261H91ZM116 262V261H115ZM218 262V261H217ZM224 262V261H223ZM31 262H29V264H30ZM40 263V262H39ZM54 263V262H53ZM81 263V264H82ZM96 263V262H95ZM94 263V264H95ZM113 263V262H112ZM226 263V262H225ZM253 263V262H252ZM255 263V262H254ZM6 264H10L9 263V261H7L6 262ZM12 264V263H11ZM32 264V263H31ZM42 264H43V262H42ZM50 264V263H49ZM55 264V263H54ZM57 264V263H56ZM68 264V263H67ZM87 264V263H86ZM98 264V263H97ZM100 264V263H99ZM102 264V263H101ZM115 264V263H114ZM120 264V263H119ZM124 264V263H123ZM172 264V263H171Z\"/></svg>","mask_w":264,"mask_h":264}]
</instances>
